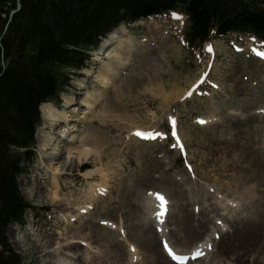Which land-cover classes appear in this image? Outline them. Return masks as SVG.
<instances>
[{
  "label": "rangeland",
  "instance_id": "374dc122",
  "mask_svg": "<svg viewBox=\"0 0 264 264\" xmlns=\"http://www.w3.org/2000/svg\"><path fill=\"white\" fill-rule=\"evenodd\" d=\"M187 27L183 16L166 15L117 28L115 36L131 47L125 65L97 102L82 114L69 100L84 98L81 79L109 35L91 53L86 69L70 73L59 103H49L67 117L62 135L75 125L70 136L88 135L87 148L101 157L102 178L76 176L61 193L86 207L69 224L58 223L50 185L31 180L40 158L36 135L63 127H51L39 110L35 160L17 180L33 209L26 212L23 225L6 228L8 242L24 264H173L164 241L179 255L178 249H188L204 237L211 251L186 264H239L235 253L222 248L224 235L248 224L264 236V60L255 56L259 42L229 34L196 51L185 43ZM100 65L93 67L92 80ZM198 82L195 93L182 99ZM169 117L175 118L183 151L171 134ZM137 130L163 133V138L142 140L133 134ZM89 170L93 165L88 158L79 172ZM101 183L106 191L90 202L87 192ZM154 193L167 201L161 222L154 219L156 210H150L154 200L159 203L156 195L150 197ZM26 224L34 227V236L19 232ZM197 226L206 227L202 238L193 232ZM12 232L21 237L22 247L12 244ZM56 233L68 241L86 240L69 252L53 253V245L47 254L42 245H34V240L43 243L42 237L48 240ZM213 236L216 239H210ZM245 260L264 264V242Z\"/></svg>",
  "mask_w": 264,
  "mask_h": 264
},
{
  "label": "trees",
  "instance_id": "16d2710c",
  "mask_svg": "<svg viewBox=\"0 0 264 264\" xmlns=\"http://www.w3.org/2000/svg\"><path fill=\"white\" fill-rule=\"evenodd\" d=\"M169 11L185 15L192 47L231 32L264 41V0H0V264H24L6 228L33 209L17 180L35 160L39 106L59 103L118 26Z\"/></svg>",
  "mask_w": 264,
  "mask_h": 264
},
{
  "label": "bare ground",
  "instance_id": "6f19581e",
  "mask_svg": "<svg viewBox=\"0 0 264 264\" xmlns=\"http://www.w3.org/2000/svg\"><path fill=\"white\" fill-rule=\"evenodd\" d=\"M115 34L116 32H113L111 35L109 34V37L107 36L108 38L101 46L99 50L100 52H98L91 60L92 67L86 70L85 77L81 79L80 90L84 91V98L80 102H76L75 99L69 100V102H72L70 106H74V108L76 106L78 108L77 110L81 111L82 114H84V111L87 110L88 106L97 102L101 96L100 92L106 89V87L110 84V81H112L114 76L117 75L120 69L125 65L128 51L131 46L129 43L120 41L118 36L116 37ZM115 43H118V45L109 52L108 48ZM257 52L264 53L261 51ZM258 57L260 59H264L259 55ZM99 64H101L99 66V72L92 80V74H94V72L92 73V69ZM73 100H75L74 102L76 103H73ZM39 110L41 116L43 117L42 119L48 121L51 127L58 126L60 124H63V127H59L58 130L52 134L45 133V135H36L37 140L39 141L38 145L40 147V158L38 168L31 175V180L35 182H40L42 180L50 185V190L53 192L49 199L52 203L56 204V208L59 210V216L57 218L58 223L63 222L65 224H69L71 221L76 220L80 214L85 213L86 207H80V203H77L78 201L70 202L68 199L69 197L67 196L68 194L65 192V194L61 193L64 189L73 185L76 176L89 178L93 175H97L102 178L101 157L97 154H93L91 150L87 148V145H89L88 135L82 136L79 134V136H70L74 132L73 129L75 125H72L71 128L67 129L66 132L68 134L66 133L65 135H62L64 131L60 132V130L66 127V123L68 121L66 115L59 113L49 103L42 104ZM74 117H76V115H74ZM79 121L81 122V120ZM68 139H70V141H68ZM88 158L91 160L93 170L80 173L79 170L82 162L86 161ZM102 187L103 184L101 183L99 188L95 189V191L91 190L87 192L86 197L92 198V200L90 199V202H93L95 197H97L100 192L106 191L103 189L104 187ZM152 209H155L154 205L151 206L150 210ZM205 228L197 226V230H193V232L196 233L195 235L197 237L202 238ZM100 229L104 230L102 227H100ZM19 232H24L26 234L29 233V235L34 236V232H36V230L33 226L26 224ZM14 233L15 232H12V244L20 248L22 247L21 237ZM58 236L61 237L58 238ZM224 237L225 238L223 239L221 245L222 248L225 249L226 253H235V255L240 258L237 260L239 264L247 262L245 257L249 255L250 251L252 252L255 249L262 247L264 242V236L256 231L255 225L249 226L248 224H244L241 229L235 230V232H232L230 235L225 234ZM44 240L45 242L43 243H41L38 239L34 240V245H42L41 247L44 249L43 252L48 254L51 253L48 250L53 248V245H55V248H53L54 250L52 251L53 253L58 250H67L68 252L71 250L75 251L77 250V246L81 245V242L84 239L82 240L81 238H78L77 240L80 241H68L65 234L56 233L53 235V238H49L48 240H46L45 237H42V241ZM148 242L152 245V237H149ZM205 243L208 244L210 242L205 240ZM240 243H244L247 248L242 247L244 245ZM190 249L192 248L190 247L189 250ZM187 250V248L178 249L177 253L186 257L188 255L186 254Z\"/></svg>",
  "mask_w": 264,
  "mask_h": 264
},
{
  "label": "snow or ice",
  "instance_id": "6c2138e0",
  "mask_svg": "<svg viewBox=\"0 0 264 264\" xmlns=\"http://www.w3.org/2000/svg\"><path fill=\"white\" fill-rule=\"evenodd\" d=\"M208 51H211V47H209ZM257 55H260L261 58H264V53H257ZM200 82H202V81H200ZM200 82H198L197 84H194L193 87L188 90L185 97H183L182 99H187V98L191 97L195 93ZM169 122L172 126V133L171 134L176 139L177 145H179L181 150L183 151V145L180 144L179 137L177 136V133H176L175 118L169 117ZM199 123L203 124V123H205V121L201 120V121H199ZM133 134L135 136H137L138 138L145 139V140L156 139L157 137L163 138V133H156V132H150V131L144 132V131L137 130ZM189 170H191L190 165H189ZM155 195H156V199L159 201V204H158L159 211H158L157 215H158V217H162L167 212V201L165 200V198L161 194H155ZM102 223H105V222L102 221ZM209 247H211V246L209 245ZM164 248L173 260H183L184 259L183 255H176L173 252V250L169 247L167 242L164 243ZM196 255L199 256V255H202V253H200L199 250H197Z\"/></svg>",
  "mask_w": 264,
  "mask_h": 264
}]
</instances>
